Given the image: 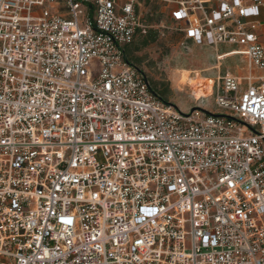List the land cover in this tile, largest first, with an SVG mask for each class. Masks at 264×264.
Wrapping results in <instances>:
<instances>
[{"label": "built area", "instance_id": "2783aa9c", "mask_svg": "<svg viewBox=\"0 0 264 264\" xmlns=\"http://www.w3.org/2000/svg\"><path fill=\"white\" fill-rule=\"evenodd\" d=\"M149 29L243 58L183 84L216 112L125 61ZM0 264H264V0H0Z\"/></svg>", "mask_w": 264, "mask_h": 264}, {"label": "rangeland", "instance_id": "374dc122", "mask_svg": "<svg viewBox=\"0 0 264 264\" xmlns=\"http://www.w3.org/2000/svg\"><path fill=\"white\" fill-rule=\"evenodd\" d=\"M150 11L153 12L154 10L151 9ZM139 15L141 21L143 20L146 23H156L160 20L168 22L165 13L146 12L143 7L139 8ZM152 30L156 33L155 42L132 52L131 56L136 59L132 60L133 65L143 72L157 93L163 92L162 97L181 112H189L197 106L202 107L206 112H216L214 96L196 103L189 96L186 86L180 85L179 90L175 81L179 71H192L189 77L193 80L202 78L200 86L198 84L194 85L195 89L198 87L201 89V93L196 94V98H200L210 95L211 85L218 74L220 76L226 73L234 76L245 74L246 63L243 58L232 56L217 61V55L233 48L220 46L216 51L208 45L184 41L182 36L175 31L163 29L159 33L155 29ZM136 39L140 40V35H137Z\"/></svg>", "mask_w": 264, "mask_h": 264}, {"label": "trees", "instance_id": "16d2710c", "mask_svg": "<svg viewBox=\"0 0 264 264\" xmlns=\"http://www.w3.org/2000/svg\"><path fill=\"white\" fill-rule=\"evenodd\" d=\"M156 40V33L154 32V30L152 29H149L147 31V33L144 35V36H140V40L138 39H134V41L128 45L126 48H125V51H124V59L127 63L131 64L132 66L133 63H132V60H136L135 58H133L131 56L132 52H136L139 50L140 47L142 46H146L147 44H151L153 42H155ZM131 58V59H130ZM152 87V86H151ZM153 89V88H152ZM154 90V89H153ZM155 91V90H154ZM156 92V91H155ZM157 93V92H156ZM164 101H166L163 97H162V94L163 92H160L157 93Z\"/></svg>", "mask_w": 264, "mask_h": 264}, {"label": "bare ground", "instance_id": "6f19581e", "mask_svg": "<svg viewBox=\"0 0 264 264\" xmlns=\"http://www.w3.org/2000/svg\"><path fill=\"white\" fill-rule=\"evenodd\" d=\"M190 73H192V71H188V70H181V71H179V74H178V76H177V78H176V83H177V87H179V90H180V85H183V84H186V83H188V84H190V85H196V84H198L199 86L201 85V83H202V78L201 79H199V80H193V79H191L189 76H190ZM193 73H198V72H193ZM173 80V81H174ZM194 93H195V96L197 97V93H201V89H200V87H198V88H196V89H194ZM204 95V94H203Z\"/></svg>", "mask_w": 264, "mask_h": 264}, {"label": "crops", "instance_id": "0c3cea01", "mask_svg": "<svg viewBox=\"0 0 264 264\" xmlns=\"http://www.w3.org/2000/svg\"><path fill=\"white\" fill-rule=\"evenodd\" d=\"M226 52V51H225Z\"/></svg>", "mask_w": 264, "mask_h": 264}]
</instances>
